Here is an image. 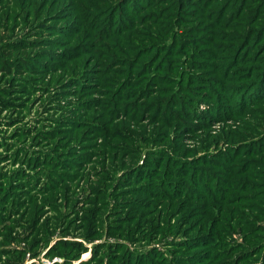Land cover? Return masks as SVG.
<instances>
[{"label":"rangeland","instance_id":"374dc122","mask_svg":"<svg viewBox=\"0 0 264 264\" xmlns=\"http://www.w3.org/2000/svg\"><path fill=\"white\" fill-rule=\"evenodd\" d=\"M117 1L0 0V200L4 203L0 204L3 206L0 207V250L12 251V256L0 255V264H16L19 255H14L17 252L13 251L21 252L20 264H53L63 261L62 255L65 254L74 264H89L95 255L94 246L104 239L129 244L142 252L143 247L153 248L152 252L159 253H155L154 257L157 264L160 254L180 258L179 253L173 254L175 248L169 241L173 238L184 240L193 233V228L199 232L204 220L206 226L211 225L214 229L213 236L231 243L244 242L255 248L251 252L252 259L257 256L258 250L262 255L264 246L257 247V244L264 241V226H256L259 222L264 223V151L249 154L246 151L241 163L229 170L237 172L230 180L238 181L241 185L238 189H245L238 192L237 202H225L224 205L219 202L210 205V208L204 197L193 200L176 196L174 191L175 196L166 195L154 201L155 204L153 200L148 201V205L153 203L158 210L163 206L172 208L167 214H160L152 226L143 222L146 217L152 219L150 210H141L142 221L139 224L136 220L128 228L123 223L136 214L129 206L136 197L125 194L130 188L129 170L126 169L140 161L137 158L139 151L142 152L140 162L148 160L150 166V154L160 149L167 148L171 157L178 156L186 161L194 160L198 152V156L204 157L209 153L226 151L231 142L257 139L264 135V98L259 102H249L241 112H238L236 103L228 98L225 103L235 111L212 122L204 121L202 114L201 118L189 120V124L158 121L157 113L152 108H141L140 101L137 102L139 107L128 104L134 111L126 115L129 106L123 107V96L120 92H113L118 84L121 85L127 72H131L132 77L122 84L123 87L138 92L143 88L147 72L151 71L148 75L150 82L152 73L161 72L164 75L157 76L154 84L147 86L149 96L147 94L141 101L150 102V98L162 95L154 93L156 89L177 87L175 77L180 76V69L186 66L183 57L192 55L187 51L184 56H179L181 49L175 40L172 47L178 45L174 51L177 56L173 55L172 61L177 58L179 61L182 57V62L177 65L175 73L168 72L165 70L168 69L167 64L162 69L160 54L163 51L157 50V45L162 46L163 41L166 43L171 39L173 32L183 31L192 25H197L199 30L196 29L194 35L201 42L215 37L209 38L210 33L205 34L207 22L201 25L197 10L194 19V14L187 13L191 8H185L181 0H154L153 6L142 13H133L130 8L137 4V0L136 3H129L130 7L121 8L125 10L122 20L131 21L130 26L117 30L119 11L114 32L104 30V35L103 24L100 26L102 11L108 10ZM235 5L231 4L230 8L234 9ZM215 8L218 10L219 6ZM109 14L113 15L112 12ZM263 17L255 20L256 14L250 16L244 13L231 23L229 29L219 27L220 36L216 38L219 42L224 41L225 37H221L224 32L237 37L232 42L234 47L244 41L251 45L241 51L240 58L235 56L233 59L229 52L224 51L220 55L223 60L214 56L221 65L230 64L229 68L234 65L231 73L236 78L241 76L237 68L248 71L246 81L249 83L263 73L264 53H256L252 47L256 44L259 49L264 42L249 40L251 32L245 34L248 27L245 22L262 23ZM100 35L108 38L98 39ZM253 38L256 39V36ZM19 47L25 48L17 50ZM209 49V46L201 48L197 62L201 68L205 67L203 53ZM170 53L167 51L163 57H170ZM219 54V51H214V55ZM115 55L120 62H113ZM152 59V66L157 65V68L148 70L144 63ZM186 67L192 69L190 64ZM165 74L168 77L174 75L175 79L170 81L171 78H166ZM228 81L233 85L247 83L244 80ZM125 88L124 92L127 91ZM248 91L243 93L246 99L254 100L256 94L248 96ZM207 104H200L202 111L208 108ZM145 145L152 151L145 149ZM201 157L199 159L203 160ZM159 158L163 156L156 159ZM74 161L76 164H73ZM168 166L167 171L174 174L170 179L177 180L180 174L175 172L182 170V162L172 165L171 160L167 165L160 161L154 173L165 177L163 173ZM73 167L79 168L72 170ZM189 174L192 176L179 179H189L190 183L198 181L195 169ZM104 188L107 194H104ZM165 189L172 194L168 187ZM196 192L195 185L192 196H202L201 192ZM145 197L140 195L137 200L142 202ZM92 209L89 220L85 212ZM120 219V227L126 228L125 238L114 234L115 221ZM127 229L137 230L136 240L129 239ZM145 229L149 234L143 235ZM251 230L258 237L246 240L245 233ZM173 231L177 234H170ZM49 234L53 236L50 243L39 240ZM70 241L82 243L87 250L84 249L85 252L80 255L74 249L61 247ZM54 245L62 249L60 257L55 253L48 256ZM246 245L244 248H247ZM200 246H193L202 253L196 254L208 256L203 254L207 249ZM186 252L191 255L195 250ZM190 261L193 263L192 258Z\"/></svg>","mask_w":264,"mask_h":264},{"label":"trees","instance_id":"16d2710c","mask_svg":"<svg viewBox=\"0 0 264 264\" xmlns=\"http://www.w3.org/2000/svg\"><path fill=\"white\" fill-rule=\"evenodd\" d=\"M154 0H137V4L134 7L128 6L129 3L135 2L136 0H123L120 4V0L117 2H114L112 7H110L108 10L105 9L102 15V20L100 22V26L103 24L102 33L105 32L104 30H111L114 32V28H116V20L118 19L119 23V29L118 31L125 29V27L130 26L131 21H125L123 22L122 17H124L125 10L122 9L124 6H128L133 10V13H142L147 8H150L153 6ZM183 5H186L185 8H191L190 11H187V13L194 14V19L196 15L197 10V18L199 19V23L201 25L205 24V34H209V38L215 37V39H211L208 42H201L200 38L195 37L196 29H198L197 25H192L191 27H186L183 31H178L176 34L173 32L171 35V39L167 41L166 43L163 41L162 46L157 45V50L161 49L163 51L162 54H160L161 60H162V69H164L165 64L168 65V69H165L168 72L175 73L178 70L177 65L182 62L181 58L175 59V61H172V56H177V54L174 52L177 47L173 48L172 45L176 42L179 44L180 53L179 56H184L187 51L191 52V57L184 56L183 61L186 63V66L190 64L191 70L188 67H184L181 70L180 76L175 77L177 82V87L174 86L173 88H162L160 91L159 89H156L154 93L160 92L162 95L160 97H153L150 98L149 101H141L145 100V97H147L148 89L147 86L153 85L155 78L157 76H164L160 73H152V82L151 77L148 78V75H150V72H147V77L144 78V85L141 90L134 91L132 88H125L122 84H124L130 77H132L131 72L126 73L125 79H123L121 85L123 88L127 89L126 92H124L121 85L118 84L117 89L113 92V94H116L117 92H120L123 96V102H125V105L123 107L129 106V110L126 115H129L131 111H134L133 108L128 104H133L136 107L138 106V101L142 102L140 105L141 108H152L151 110H154L155 113H157V120L160 121L161 119L164 121H173L177 123H185L189 124V120H194V117L201 118L204 117V121L212 122L213 120H217L220 117H226L230 114H233L235 109L231 106H229L226 102V100L229 98L230 101L236 103L238 112L243 111L247 106V104L259 102L263 100L264 98V69L262 75L259 76V78L251 83L249 81H246L248 79L247 73L248 71H244L241 68H237L238 72H240L241 76L236 78V76H233L232 68L234 65L229 68L230 64L228 65H221L219 61H216L214 59V56L218 58L219 60H223L221 58V53L224 51L225 53L229 52L228 54L232 56L234 59L235 56H238L240 58L241 51L246 48V50L251 46L246 44V41L244 43L238 45V47H234L233 43L236 40V36H231L229 33H224L221 35V37H225L224 41L219 42L216 40L219 34V27H222L224 29H229L231 27V23L238 17L242 16L244 13H247V15L253 16L256 14V19H259L260 16H264V0H181ZM118 3V4H117ZM236 3L235 8H230L231 4ZM117 4V5H116ZM120 4V5H119ZM219 6V9L217 10L215 7ZM122 7V8H121ZM103 10V9H102ZM121 12V15L119 18L116 19V15L118 12ZM113 13V15H110L109 13ZM232 12V13H231ZM234 13V14H233ZM224 19V21H223ZM264 20V17L262 18ZM131 20V19H129ZM248 23V27L245 28V34H249L248 32H251L248 37L249 40H256L257 43L264 42V22L257 23V22H245ZM115 24V25H113ZM1 27V26H0ZM118 27V26H117ZM122 27V28H121ZM244 27V26H243ZM193 30V31H192ZM203 30V29H202ZM260 30V32H259ZM256 36V39L253 38ZM111 37V36H110ZM108 38L107 36L100 35L98 39H104ZM260 40V41H259ZM259 41V42H258ZM254 42V43H255ZM230 47H227V46ZM206 46H209V50L204 52L205 56V67L206 69L201 68V64L197 63L201 52V48H204ZM253 46V45H252ZM17 48V50L24 49ZM252 50H256V53L258 51H261V53H264V43L261 48H256V44L252 47ZM167 51H171L170 57H163L164 54L167 55ZM214 51H219V55H214ZM246 52V51H245ZM190 56V55H189ZM227 56V55H224ZM228 59L231 57H227ZM137 60V59H136ZM152 61H149L148 63H144L146 65V68L148 70L156 69L157 65L152 66ZM155 61V60H154ZM113 62H120L118 60V57L115 55ZM112 62V63H113ZM136 62V61H135ZM6 63V61H5ZM230 63V61H229ZM7 64V63H6ZM173 65V66H172ZM159 70V69H158ZM204 70H210L205 72ZM215 74V76L213 75ZM138 75V74H137ZM259 75V73H258ZM174 75L165 74L166 78L175 79L173 77ZM157 79V78H156ZM229 79H233V81H243L247 82L245 84H236L233 85L229 83ZM82 85L85 83H81ZM134 82L132 83L133 86ZM197 87L200 89H197ZM248 87V88H246ZM246 88V89H244ZM244 89V90H243ZM250 90V91H248ZM245 91H248L247 95L252 96V94H256V97L254 100H247V96L243 94ZM149 96V94H148ZM230 96V97H229ZM149 98V97H148ZM239 100V101H238ZM203 102H207V107L204 111L201 110L200 104ZM226 104L223 106L222 104ZM244 103V104H242ZM246 103V104H245ZM201 114L203 116H201ZM201 116V117H199ZM172 123V122H168ZM108 145V144H107ZM109 146V145H108ZM148 149L149 151H152L147 145H145V149ZM143 149V147H141ZM115 150V149H114ZM226 151L216 152L214 154L209 155H203L204 157L198 156L200 152L197 153L196 158L193 160H182L178 156L171 157V155L167 152L166 149H160L159 151H156L154 154H150L149 160L152 162V164L149 166L148 160L144 163H141L142 160V152L139 151V154H137V158L140 159V161H136L133 165H131L129 168L127 167L126 170H129V183L130 188L125 193L127 196H135L136 198L132 199L129 206H132L131 208H134L136 214L133 215V217L128 218L126 221H123L124 224H127L128 228H130L131 222H134L137 220L138 224L141 223L142 217L139 215L141 210H150L149 216H153L152 219L147 218L145 219L144 225L149 224L153 225L154 222L159 219L161 216L160 214H167L168 211L172 210L171 207L166 206L162 207L161 209H157V207H154L153 203L156 200H159L160 198H165L166 195H173L175 196L174 191L176 193V196H182L184 198L193 199V200H202V198H205V201L207 205L212 208L210 205L217 204L221 202V204L225 202H237V197L239 196L238 192L243 191V187L238 189L239 186H241L238 181H232V175L233 173H237L234 171H229L232 167L238 165L241 163V160L244 159V154L246 151L247 154L249 153H259L264 151V135H261L257 139L254 140H244L241 142H231L229 143V148L225 149ZM174 152H179L178 149H173ZM150 153V152H149ZM141 155V156H140ZM163 156V158L156 159L157 157ZM203 158V160H200L199 158ZM205 157L207 158V161L205 160ZM172 160L173 164H179L182 162V170L180 172L176 171L175 173H179L180 177H184L186 175L192 176L189 173H192L194 169L198 173V181H194L193 183H190L189 179L183 178L177 180L170 179V176H173L174 174L170 172V170L167 171L169 168L166 167L165 172L163 173L165 177H158V173H154L158 170L159 163L162 161V164L169 165V162ZM73 164H76V161L73 162ZM147 167L152 169H148ZM79 167H73V169H76ZM120 168V167H119ZM179 169V168H177ZM77 170V169H76ZM203 173V174H202ZM157 174V175H156ZM83 176H87L84 174ZM158 177V179H156ZM201 177L203 179H201ZM201 179V180H200ZM202 181V182H200ZM146 182V183H144ZM127 185H129L127 183ZM189 185V186H188ZM196 185V190L198 192H201V197L194 198L192 196L193 193V187ZM145 186V187H144ZM188 186V187H187ZM166 187L170 189V192L172 194H169V192L166 191ZM99 188H102L100 186ZM113 188H116L115 185H113ZM105 189L103 191L105 192ZM186 190V191H185ZM104 194H107L105 192ZM148 194V195H147ZM238 194V195H237ZM140 195L146 196L145 199L140 202L137 200V197ZM151 198V199H149ZM167 198V197H166ZM242 199V198H240ZM5 200V199H4ZM153 200V203L151 205H148V201ZM204 200V199H203ZM227 200V201H223ZM0 204H4L2 200H0ZM155 204V203H154ZM224 205V204H223ZM3 208V206H0ZM58 209V208H57ZM56 209V210H57ZM87 210L85 213L87 214V219H91L93 211ZM156 214H158L156 216ZM137 215V216H136ZM60 217V216H59ZM58 217V218H59ZM62 218V216L60 217ZM117 219V217H114ZM122 218V217H119ZM133 218V219H131ZM206 218V216H205ZM216 220V219H214ZM1 221V220H0ZM121 221H115V235L125 238L126 234L124 230L126 228L120 227ZM60 224V223H59ZM263 224V225H261ZM160 225V224H159ZM264 226V223H258L257 227ZM145 228V226L143 227ZM217 228V226L215 227ZM263 228V227H262ZM261 228V229H262ZM136 231H129L127 229V236L129 239H134L138 237ZM139 232H141L139 230ZM189 235L182 240H176L171 239L169 242L172 246H174L175 251L173 254H180V258H176L174 256H168L166 254L159 255L157 259V264H240L242 261L243 264H264V250L262 251V255H259L260 252L258 250L257 256L255 258H250L255 251V248H250L247 246L244 242L243 243H231L229 240L226 239H218L216 236H213L215 231L214 229H211V225H205V220L202 229L200 231H197V228H193L191 230ZM221 234L223 232L220 231ZM165 233V232H164ZM248 234L245 233L246 240L249 238L258 237L257 233H255L254 230L248 231ZM104 234V233H103ZM139 234V233H138ZM149 234L148 229H145L143 231V235ZM170 234H177V231H173ZM224 235V234H223ZM149 236V235H148ZM204 236V237H203ZM230 236V235H229ZM52 237L50 234L49 236H41L39 240L42 242L43 240H47V243H50L52 240ZM148 238V237H147ZM94 239V238H93ZM258 239V238H256ZM144 240H147L146 238ZM141 241H138L139 243ZM64 245L60 246L64 248L74 249L77 254L82 255L86 250L87 246L83 245L82 243H76V242H67L63 243ZM264 246V241L259 242L257 244V247L260 245ZM199 246L201 248H206L207 251H205L203 254L208 255L206 257H200V253L196 251V248L193 246ZM245 245L247 248H244ZM95 255L91 258V263L89 264H156L154 261L155 253H158L157 251L152 252V249H144L142 248L144 252L139 251V249L134 248L130 246L129 244H122L120 242H111L108 239H104L101 243H97L95 246ZM240 248V249H239ZM85 249V251H83ZM259 249V248H258ZM62 249L57 248L56 245L51 247L50 251L48 252V256H51L53 253H55V256L61 255ZM97 250V252H96ZM188 250H195L194 253L191 255L188 254L186 251ZM30 251V250H29ZM17 252L14 255L18 256V261L16 264H20L21 261V252L20 251H13ZM235 252V253H234ZM24 254V253H23ZM159 254V253H158ZM194 254V255H193ZM202 254V253H200ZM0 255L5 256H12V251L3 249L0 250ZM13 255V256H14ZM67 255V254H65ZM64 256V260L61 262L57 261L53 264H74L73 260L69 258L68 256ZM152 255V256H151ZM60 257V256H59ZM68 257V258H67ZM80 256L76 257L75 259L79 258ZM153 258V259H152ZM190 258H192V262L190 261ZM74 259V260H75ZM164 259H166V262H162Z\"/></svg>","mask_w":264,"mask_h":264}]
</instances>
